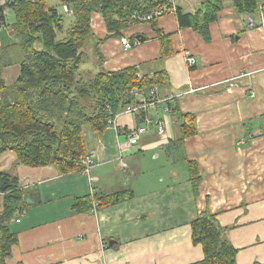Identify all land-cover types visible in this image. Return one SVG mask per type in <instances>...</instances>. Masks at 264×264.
<instances>
[{"label":"crops","instance_id":"obj_1","mask_svg":"<svg viewBox=\"0 0 264 264\" xmlns=\"http://www.w3.org/2000/svg\"><path fill=\"white\" fill-rule=\"evenodd\" d=\"M175 1L189 12L204 0ZM248 16L224 0L218 19L210 24L209 42L192 28H179L175 14L159 17L158 26L172 34L175 51L162 66L148 64L159 56L156 32L149 23L136 24L122 30V37L100 44L105 69L144 63L146 72L165 69L169 82L159 87V101L143 108L153 122L127 149L119 146L126 138L122 131L144 122L136 112H120L118 130L106 127L96 132L84 125L86 149L95 161L88 173L60 174L52 165H17L10 151L6 170L17 172L22 187L36 189L20 212L21 220L11 221L18 243L7 264L197 263L203 252L192 242L190 221L203 211L214 213L225 229L237 248V264H264V24L250 27ZM91 26L96 36L107 34L97 12L92 13ZM136 34L144 38L126 49L121 39L133 42ZM14 41L9 27L0 28V47H10L7 56L13 58L2 69L4 79L20 60ZM187 52L195 58L192 67L186 64ZM14 73L7 84L17 77L18 71ZM171 97L196 119V134L181 145L165 106ZM160 119L166 122L164 134L155 126ZM169 147L180 152L187 168L188 161L196 164L201 178L196 196L189 176L165 165L172 155ZM149 154L151 160L163 156V161L151 165ZM123 189H131L133 195L87 212L72 210L78 196Z\"/></svg>","mask_w":264,"mask_h":264},{"label":"trees","instance_id":"obj_2","mask_svg":"<svg viewBox=\"0 0 264 264\" xmlns=\"http://www.w3.org/2000/svg\"><path fill=\"white\" fill-rule=\"evenodd\" d=\"M58 4L50 6L47 0H8L4 8L0 6V28L9 27L15 39L14 51L21 52L20 71L7 84L2 69L11 65L13 58L7 56L10 47H0V154L11 151L14 164L52 165L58 173L67 174L75 170L84 172L81 158L91 155L86 149L84 125L102 132L127 106H138L136 113L143 122L142 105L151 100L150 88H163L169 82L163 67L146 72V63L105 69L101 66L100 44L111 37H122V30L136 24L149 23L156 32L159 56L148 64L162 66L175 51L172 34L159 28L157 17L141 22L132 16L134 11L146 14L170 6L169 0H58ZM231 4L237 12L258 15L259 20L252 27L264 24V1L231 0ZM64 5L71 9V13H66L71 15L68 24H64ZM260 5L263 10L259 15ZM223 6L224 0H204L193 11L184 12L176 4L177 24L179 28H192L209 42L210 24L218 19ZM93 12L104 21L107 34L103 38L93 32ZM9 13L12 20L7 18ZM87 46L98 66L91 75L81 69ZM165 106L177 126L175 141L184 144L186 138L197 132L195 115L181 111L172 97L166 99ZM188 176L196 196L201 178L192 161H188ZM33 188L22 187L15 170L0 171V264H7L13 245L18 243V232L11 221L29 204L27 199L36 189ZM132 195L131 189L94 191L76 197L72 210L87 212L117 204ZM190 226L192 242L200 244L203 252V258L191 264H237V248L226 237L214 213L203 211L190 221Z\"/></svg>","mask_w":264,"mask_h":264},{"label":"built area","instance_id":"obj_3","mask_svg":"<svg viewBox=\"0 0 264 264\" xmlns=\"http://www.w3.org/2000/svg\"><path fill=\"white\" fill-rule=\"evenodd\" d=\"M8 0H0V6H2L4 8V5L7 3ZM169 3H170V6H167V5H164L162 6L161 8H155V9H152L149 13H146V14H139L137 12H133L132 16L133 18H135L136 20H139L141 22H146V21H149L151 18L153 17H161L165 14H175V11H176V1L175 0H169ZM263 6L260 5L259 6V10H260V14H262V9ZM63 12L64 13H71V9L69 6L67 5H64L63 6ZM248 24L250 27L254 26L256 24V21H255V17L254 16H249L248 17ZM134 41L133 42H130L129 39L127 37H123L121 39V44L126 48H130L132 47L133 45H136L138 43V38H133ZM186 64L188 67H191L193 66L194 64H196V61H195V58L190 55L189 52H187V55H186ZM149 93H150V96H151V100L148 101V102H144L142 107L143 108H146L151 102H156V101H159V99H157L158 97V87L157 86H153L150 88L149 90ZM138 106H127L124 110V112H127V113H135L137 110H138ZM118 114L115 115V118L109 122V125L108 127L110 128H114L116 130L117 127H116V117H117ZM152 119H149L148 117H145L144 119V122H143V125H139L137 126L135 129L133 130H128V131H122V134H124L126 136L125 140L120 142L119 143V146H121V148H124V149H127L129 148L130 146L132 145H135L138 143V141L140 140V137L143 133L146 132L147 130V125L149 124H152ZM165 119H160L158 120L157 122H155V126L157 128V131L160 133V134H164L165 133ZM82 159V162H83V165H84V173H88L89 172V169L90 167H92L94 164H95V161L93 159V157L91 155H86L84 157L81 158ZM20 214L18 217H16L14 220L16 222H19L20 221Z\"/></svg>","mask_w":264,"mask_h":264},{"label":"rangeland","instance_id":"obj_4","mask_svg":"<svg viewBox=\"0 0 264 264\" xmlns=\"http://www.w3.org/2000/svg\"><path fill=\"white\" fill-rule=\"evenodd\" d=\"M48 4L50 6H56L58 4V0H47ZM59 5V4H58ZM64 13V12H63ZM64 24H68L70 23L71 21V15L69 16L68 14L64 13ZM7 18H9L10 20L13 19V15L12 14H8ZM86 51V57H85V54H84V61L81 63V69L85 72L86 75L90 74V73H93V72H96L95 70H97V60H95V58L92 56V54L90 53V47L87 46V47H84ZM89 50V52H88ZM21 58V56H20ZM85 65H89L88 66V69H84V66ZM13 67L10 69L9 73H7L5 75V79H6V82H10L13 80V76L16 75V73H14L16 70L20 71V68L18 67L19 64L18 62L14 65H12ZM14 73V74H13ZM171 151V154L172 155H169L170 157L166 159V164L168 163L169 166H171L173 169H176L180 174H183V176H186L187 177V173H188V168L186 167L185 165V162L184 160L181 158V154L178 150H174V152L171 150V148L169 147L167 152ZM10 151H6L4 153H2L0 155V171L2 170H5L6 169V164L8 163V155ZM156 152H159L158 150ZM156 152H154L155 154H157ZM152 154L153 157L155 156V154ZM151 154H149V156L147 157L150 161V164H158L159 163V160L160 161H163V156H161L159 159H157L156 161H153L150 159V156H152ZM161 155H164L162 152H161ZM165 156V155H164ZM146 162V161H144ZM5 164V165H4ZM146 167V166H145Z\"/></svg>","mask_w":264,"mask_h":264},{"label":"water","instance_id":"obj_5","mask_svg":"<svg viewBox=\"0 0 264 264\" xmlns=\"http://www.w3.org/2000/svg\"><path fill=\"white\" fill-rule=\"evenodd\" d=\"M11 4H13V2H11ZM142 36H143V35L136 34V37H137V38H141L140 41H142V38H144V37H142ZM27 201L29 202L30 199H27Z\"/></svg>","mask_w":264,"mask_h":264}]
</instances>
